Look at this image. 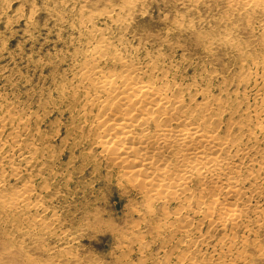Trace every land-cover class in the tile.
<instances>
[{
    "label": "rangeland",
    "instance_id": "obj_1",
    "mask_svg": "<svg viewBox=\"0 0 264 264\" xmlns=\"http://www.w3.org/2000/svg\"><path fill=\"white\" fill-rule=\"evenodd\" d=\"M117 1L113 4H118ZM213 1L201 0L191 5L180 4L178 0H147L142 6L144 9L137 6L139 10L133 11L135 13L129 21L130 34L125 39L130 48L140 46L141 49L134 52L136 60L144 62L150 59L154 64L158 63L160 71L157 77L169 84L175 83L169 98L173 99L177 90H188L184 103L208 119V129H216L220 141L230 127L227 141L232 144V150L223 152L228 156L235 155L231 163L239 165L240 178L245 175L244 188L247 187L241 197L247 202L241 207V219L246 222L236 220L232 221L233 224L230 218L222 224L215 210L211 209L210 185L194 186L188 192L180 189L175 193L163 192L157 203H149L147 207L140 193L124 191L115 179L110 183L108 162L101 160L102 152L87 138L90 134L78 120L79 109L75 112L67 110L70 95L60 97L59 89L66 84L76 85L78 80L73 78L75 59L80 54V47L82 51L88 40L79 27L84 19L79 11L83 10L84 15L91 13L92 22L100 33L111 26L99 17L109 2L0 0V98H5V102L19 103L21 109L37 111L42 120L47 116L40 123V130L43 143L45 141L44 145L49 146L51 153L58 156L67 144L61 159L53 162L58 174L56 182L48 174L39 184L49 185L48 191L40 194V199H44L39 211L43 215L44 228L40 230L24 225L20 231L0 223V264H244L246 261L245 264H264V226L256 228L251 224L258 218L254 206L264 208V190L262 194L252 190L245 173V169L264 165V134H260L261 129L264 131V66L260 62L264 53L259 46L264 17L258 16L250 23L235 16L227 21L223 9ZM177 18L183 19L182 24ZM174 20L183 26L182 30L165 34L166 30L174 27ZM228 25L233 29L230 33L232 44L243 49L241 58L234 56L231 59L232 50L217 47L222 45L218 39ZM187 27L188 31L184 29ZM249 30L254 33H249ZM192 32L207 35L208 42L213 41L211 54L202 50ZM120 37L121 33L114 27H110L105 35L115 49L119 48L117 40ZM240 61L243 62L240 64ZM107 69L110 65L104 71ZM83 87H89L92 93L95 91L88 83ZM214 101L216 104L212 105ZM41 103L45 106L40 107ZM179 110L176 108L174 115ZM79 135L84 141L78 145L75 139ZM237 144L239 149L256 148L258 154L242 156L241 151L235 152ZM13 162L16 163V159ZM19 178H10L7 190L18 187L22 183ZM178 193L179 202L172 201V196ZM45 208L46 212L43 211ZM148 211H156L157 214L149 216ZM210 211L211 218L206 219ZM52 216H56L57 224L50 222ZM156 216L157 219L154 218ZM173 219L188 223L189 237L173 231L171 225L165 229L175 221ZM244 223L246 227H243ZM156 226H160L162 232L159 233ZM23 232L24 235H20ZM229 235H234V239ZM229 238L242 247H250L237 246L235 249V253L240 252L245 259L232 261L219 253L217 243L225 244Z\"/></svg>",
    "mask_w": 264,
    "mask_h": 264
},
{
    "label": "bare ground",
    "instance_id": "obj_2",
    "mask_svg": "<svg viewBox=\"0 0 264 264\" xmlns=\"http://www.w3.org/2000/svg\"><path fill=\"white\" fill-rule=\"evenodd\" d=\"M106 1L109 2L106 10L98 16L102 17L104 22L110 23V27H114L116 31L121 33V37L117 40L119 48L115 49V47H112L109 39L105 38L106 32L109 31V26L107 27L108 29L106 28L107 30H102L99 33L98 28L92 22L93 16L91 13L88 12L89 14L87 13L88 15L86 14V16L83 10H80L79 13L84 19L79 16L80 20L82 19L79 27L83 29L88 40H86V43L83 41L85 43L83 50L81 51V46L80 54L77 57L80 60L78 61L76 58V63H74V77H72L78 81L76 85L66 84L60 87L59 95L60 97L66 94L70 95L71 99L66 104L67 110L70 109L69 112L79 109L77 111L79 118H77L78 120L80 119L79 122L83 124L87 133L90 134L87 138L95 148H99L102 152L101 160L105 163L106 161L108 162L109 182L111 183L115 179L117 185L124 191L140 193L144 197L146 206L159 200L158 197L163 192L168 193L171 191V193H175L178 189L188 192L194 186L203 187L207 184L212 189L209 198L211 209L215 210L222 224L227 218H230L231 223L236 220L246 222L245 219H241L243 212L241 207H244V204L247 203L241 200V197L244 196L242 194L246 192L245 188H247H244L245 175L240 178L241 169H237L239 165L234 166L231 163V158L235 157V155L228 156L223 152L224 150L226 152H231L230 149L232 150V144H228L227 141V138L230 137V127L226 130L227 134L220 141L215 133L216 129L214 131L208 129V119L201 116L197 109H191L184 103L185 96L188 93L187 89L177 90L176 96L173 99L169 98L168 96L173 91L175 83L169 84L168 81L157 77L160 71L157 67L158 63L154 64L150 59L142 62L134 57V52L138 51L140 46L135 49L130 48L125 36L130 34L129 21L132 13H135L133 11L136 8L139 10L147 0ZM114 1H117L118 4L114 5ZM200 1L178 0V3L182 2L192 5ZM214 1L220 6L219 8L223 9L227 21L233 20L235 16L242 21L250 23L254 18L264 17V0ZM137 6L140 7L138 8ZM230 27L231 25H228L223 30L220 38L218 37L222 45L218 44L219 46L217 47L232 50L234 54L230 58L234 56L241 58L244 54L243 49L238 47V45L232 44L233 40L230 37L233 29L231 30ZM182 28L183 26L180 27L179 22L174 20V27L166 30L165 34L172 30H182ZM184 29L189 30L188 27ZM261 31L260 38H262V41H260L261 43L259 42L261 44L259 46L264 53V20ZM84 32L81 31L82 34ZM249 33L254 32L249 30ZM192 35L198 41L199 46L203 48L202 50H205L207 54H211L213 41L211 43L210 41L208 42L207 38H205L207 35L203 36L197 33ZM213 39H215L214 36ZM75 56H73V59ZM242 62L240 61V64ZM260 62L264 66V58ZM108 65H110V69H107L106 72L104 69ZM239 67L242 68V66ZM87 83L92 88H95L94 93L91 92L89 87L86 89L83 87ZM260 89L263 88L261 87ZM79 92L82 94L79 95ZM3 99L5 100V98ZM4 100L0 98V223L8 227L12 226L15 230H20V227L24 225L38 227L41 230L44 228V221L43 215H40L39 211L44 204V199H40V194L43 191H48L49 185L39 184L44 180L42 178L47 177L48 174L56 182L58 174L54 170L53 162L61 159L67 144L63 146V150L60 151L58 156L53 152L54 150L51 153L49 146L44 145L45 141L43 143V134L40 130V123L47 116H43L44 120H42L37 115L38 113L36 114L37 111L30 112L29 110L21 109L19 103H10L11 101L5 102ZM51 102L53 104V101ZM215 104L216 101L212 103V105ZM39 106L45 105L41 103ZM176 108L181 110L174 115ZM209 109H212L211 106H209ZM207 111L208 109L204 112ZM247 121L249 122L250 120L248 119ZM262 130H260L261 135L264 134ZM83 141L84 139L80 135L75 139L78 145ZM235 147L237 148L235 152L241 151L243 153L242 156L246 154L249 157H254L258 154L256 148L252 150H249V147L248 149L246 147L239 149V144ZM14 159H16L18 164L13 162ZM259 165L258 167L253 166L250 169H245V173L251 183L249 184L252 186V190L261 193L264 190V165ZM235 176L239 177L240 180H237L239 178L236 179ZM18 177L22 179V183L20 182L21 184H18V187L7 190L9 179ZM250 191L248 190V192ZM179 194L173 195L171 200L179 202ZM163 204L166 205L165 202ZM257 206H254V212L256 209L258 218L253 219L251 224L256 228H261L264 226V208L262 209L261 207L260 209ZM46 210L45 208L43 211L46 212ZM183 211H185V208ZM175 212L174 214H176ZM156 214V211H148L147 215L155 216ZM211 214L212 211L207 212L205 218L210 219ZM55 217L52 216L49 219L52 224L56 223ZM154 218L157 219V216ZM161 225L163 226L164 222ZM170 225L173 231H178L182 236L189 237L190 231L186 230L189 227L187 222L182 224V222L175 220L168 226L164 225L163 227L166 226L165 229H167ZM244 225L245 223L243 227ZM156 227L157 229H155H159V233L162 232L160 231V226ZM3 230H5L4 227ZM20 235H24V232ZM233 236L231 237L233 238ZM9 238L10 235H8ZM219 243H217V249L222 256L237 262L245 259L239 251V253H235V251L237 252L235 250L237 246L242 247L239 242L236 243L232 239H227V243ZM242 244L244 243L242 242ZM226 261L228 263V260Z\"/></svg>",
    "mask_w": 264,
    "mask_h": 264
}]
</instances>
